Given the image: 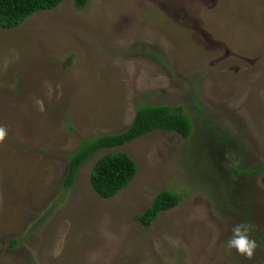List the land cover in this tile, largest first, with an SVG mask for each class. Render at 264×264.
Masks as SVG:
<instances>
[{
    "label": "rangeland",
    "instance_id": "rangeland-1",
    "mask_svg": "<svg viewBox=\"0 0 264 264\" xmlns=\"http://www.w3.org/2000/svg\"><path fill=\"white\" fill-rule=\"evenodd\" d=\"M145 103L191 134L102 148L64 186L78 144ZM0 127V264H264V0H60L0 26ZM114 150L137 170L103 198L90 171ZM162 189L179 202L142 224ZM241 222L250 258L226 247Z\"/></svg>",
    "mask_w": 264,
    "mask_h": 264
},
{
    "label": "trees",
    "instance_id": "trees-1",
    "mask_svg": "<svg viewBox=\"0 0 264 264\" xmlns=\"http://www.w3.org/2000/svg\"><path fill=\"white\" fill-rule=\"evenodd\" d=\"M86 0H74V5L82 6ZM60 0H0V26L15 27L25 18L42 9L55 7ZM175 131L183 138L191 134L190 117L180 105L140 104L135 110L129 126L119 132L102 133L83 139L68 155V164L63 185L73 183L79 165L87 157L102 149L113 148L130 141L151 130ZM137 170L135 161L124 151H110L96 159L91 167L89 182L101 197L114 196L134 177ZM181 196L171 190L158 191L151 203L136 215L142 224L149 225L161 211L175 206Z\"/></svg>",
    "mask_w": 264,
    "mask_h": 264
},
{
    "label": "clouds",
    "instance_id": "clouds-1",
    "mask_svg": "<svg viewBox=\"0 0 264 264\" xmlns=\"http://www.w3.org/2000/svg\"><path fill=\"white\" fill-rule=\"evenodd\" d=\"M5 136L4 128L0 127V140ZM251 225L248 222L235 224L230 229V236L226 240L228 249H235L238 253L251 257L256 249V241L250 238Z\"/></svg>",
    "mask_w": 264,
    "mask_h": 264
}]
</instances>
